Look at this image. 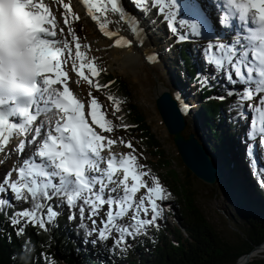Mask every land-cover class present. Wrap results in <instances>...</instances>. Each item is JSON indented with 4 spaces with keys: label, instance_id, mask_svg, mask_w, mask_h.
Here are the masks:
<instances>
[{
    "label": "snow or ice",
    "instance_id": "6c2138e0",
    "mask_svg": "<svg viewBox=\"0 0 264 264\" xmlns=\"http://www.w3.org/2000/svg\"><path fill=\"white\" fill-rule=\"evenodd\" d=\"M149 2L153 6L158 5L159 11L164 12L167 27L172 33L177 32V23L196 35L214 31V26L203 18L196 0H132L134 6L141 11H147ZM0 3L7 9L0 26V150L8 144L9 136L14 131L21 137L31 133V138L27 141L20 139L14 150L19 153L24 150L26 143L28 146L35 143L33 156L40 158L39 163L34 162L31 157L24 159L23 165L15 169L17 178L11 179L9 170L0 183V192L8 190L16 200H32L30 209L13 213L10 218L11 226L15 228L21 225L17 229L18 236L23 234L27 224L46 230V224L52 223L58 215L47 204L54 197L61 198L68 208L69 221L74 219L77 211L83 220L86 209L88 218L92 219L106 205L107 212L100 220L99 229L93 219L91 231L97 233V240L101 242L113 239L109 252L117 248L122 252L126 251L127 238L144 234L149 226H156L157 219L161 216L157 201L167 199V193L155 177L151 178L152 186L141 179L149 173L140 170L142 166L136 163L137 157L131 142L120 139L131 151L124 153L118 163L111 152L107 160L102 159V150L116 143V140L104 135L112 132V121L105 118L98 99L90 91L87 93L86 105L74 95L68 83L69 74L62 68L65 63L62 57L67 52L72 71L78 78L85 80L90 88L94 87L97 91L106 87L96 81L99 70L94 61L87 59L86 53L81 50L88 49L89 45H82L73 31L72 21L79 20V16L73 14L68 3L59 5L63 9L59 18L43 0H0ZM81 3L93 21L98 20L96 14L103 15L104 12L111 11L118 14L121 21L128 23L138 40L142 39L137 21L126 13L120 0H81ZM223 6L225 11L218 16L217 23L221 27H229L230 20L236 18L246 34L241 37L237 32L232 45L209 43L205 51L214 49L220 54L209 55L207 61L217 70H224L225 79L229 83L239 82L244 85L239 92L227 90V95H237V101L231 108H235L238 115H244V101H251L254 96H258L255 105L248 104L251 115L247 152L249 156H253L257 139L260 146L264 147V0H223ZM180 11L186 16L200 18V22L197 19H178ZM250 13L251 23L254 25L251 28L247 27ZM65 28L67 35L71 37V45L63 38H56L58 34L60 37L64 36ZM99 29L106 37L115 35L105 24H100ZM179 39H185V36H180ZM241 39L246 43L242 44ZM121 43L130 44L122 36L114 40L115 45ZM235 45L240 47L238 52ZM249 52L251 59L248 58ZM152 59L153 56L148 57L149 62ZM85 69L90 75L85 74ZM197 78H200L199 75ZM201 83L206 86L207 78L201 79ZM107 99L113 102L115 100L112 96ZM112 106L114 111H118L115 103ZM182 110L186 111L187 108L182 105ZM50 112L52 115H49ZM41 116L44 118L34 125ZM86 117L90 118L91 123ZM10 118H18V122H13ZM101 163H105L106 167L101 168ZM117 168L123 172L118 183L113 179ZM89 172L96 174L89 176ZM129 179L131 183L128 182ZM109 183L116 184L117 187L108 188L109 195L105 197L104 192ZM117 189L121 191L113 197L111 193ZM140 189L145 190L147 205L145 196L134 199V194ZM41 200L45 203H40ZM4 203L6 201L0 199V204ZM43 209L46 212L41 211ZM129 211V224L116 223ZM80 227L85 228V225L81 223ZM113 232L115 237H112ZM88 234L90 233L86 232ZM92 243L95 244L96 241ZM45 261L50 264L47 257Z\"/></svg>",
    "mask_w": 264,
    "mask_h": 264
},
{
    "label": "trees",
    "instance_id": "16d2710c",
    "mask_svg": "<svg viewBox=\"0 0 264 264\" xmlns=\"http://www.w3.org/2000/svg\"><path fill=\"white\" fill-rule=\"evenodd\" d=\"M81 22L77 20L73 24L77 37L84 34ZM206 48L207 45L200 41L196 47H187L185 44L180 46L177 57L188 80L192 81L197 77L192 62L197 50V58L203 61L202 66L211 64L207 61ZM221 77L223 74L210 84L203 85L198 93L206 97L211 90H218L223 86ZM95 79L101 85H106L101 89L105 97L115 98L114 102L110 103H115L118 111L112 108L111 115L105 116L112 121V132L123 139L132 137L137 140L136 145L131 144L139 165L149 173V185L152 186L151 178L155 177L167 193V199L157 201L161 216L157 219L156 226H149L144 234L127 238L126 251L122 252L117 248L109 252L113 239L109 238L104 242L97 240V233L91 231L87 209L83 220L77 211L74 219L69 221L68 208L61 198L54 197L47 201V204L51 205L58 215L52 223L46 224V230L27 224L23 234L18 236L17 229L21 225L14 228L10 224V218L14 212L30 209L32 200H16L12 194L9 202L0 204V264H46L45 257L50 264H234L244 253L264 242V203L260 201H264V170L261 167L254 170L251 164L246 165L249 172L248 186L260 199L252 198L248 186L247 194H244L245 191L239 194L238 182L234 176L230 178L229 188L236 194V205L245 228L242 234L236 233V240H223L196 204L190 183L194 176L183 165L182 173L172 167L158 139L146 124L144 115L132 101L127 82L106 70H100ZM236 101H220L207 97V101L202 102L206 124L213 139L218 140V137L222 136L216 129L217 116L222 123L226 117L230 135L234 134L233 129L238 124L236 120L239 115L231 106ZM145 155L151 157L145 158ZM39 202L45 203L43 200ZM41 211L46 212V209ZM169 216L176 219L171 224L167 221ZM130 217L131 212L119 218L116 223L129 224ZM81 223L85 228L80 227ZM86 232L90 234L86 235ZM115 235L113 232L112 237ZM92 241L96 243L93 244ZM242 264H264V254L249 257Z\"/></svg>",
    "mask_w": 264,
    "mask_h": 264
},
{
    "label": "rangeland",
    "instance_id": "374dc122",
    "mask_svg": "<svg viewBox=\"0 0 264 264\" xmlns=\"http://www.w3.org/2000/svg\"><path fill=\"white\" fill-rule=\"evenodd\" d=\"M46 1L48 3V6L50 7V9L54 10L53 11L54 15H56L57 18H59V13L63 11V9H61L59 7V5L61 3H68L70 8L73 11V14L75 16H79V20L82 21L81 23H82L84 34L81 35V37H78V40L82 45L83 44L89 45L88 49H83V48L81 49L82 51H84L86 53V58L92 59L95 63V66L97 67V69L99 71L100 70H106V71L112 73L114 76L122 77L127 82L128 87L131 91L132 101L137 105L138 109L144 115L145 120H146V124L150 127L151 132L158 139L162 150L164 151L165 155L170 159L172 167L175 168L179 173H182L183 166L180 162L179 157L176 154L175 148H174L173 143L171 141V137L166 133L165 128L162 125L161 120L158 116V113L156 112L155 107H154L153 87L157 83H162V84L166 85V87L170 89L169 91H171L170 86L168 84H166L167 78L164 76L166 74L167 70H165V73H164L161 70L162 65L156 66L155 63L150 62L153 64L154 67H153V69H147L146 70L150 79H152L151 83H148V86H145L141 81V77H139L137 75V73L132 71V70L124 68L121 70L112 71L111 69H109L110 58L112 57V54H111L112 46H111V44H109L105 47H100L98 45H94V39H96L98 37V33L100 32L99 31L100 29L97 28L96 24L82 10L79 3L76 2V0H46ZM126 5H127L128 9L131 10L130 9L131 6L128 3ZM154 7H158V5L154 6ZM155 9L158 10L157 8H155ZM130 12H131V15L134 17L135 14L134 13L132 14V10ZM138 14H141V13H137V16H138ZM144 15L147 16L146 13ZM158 18H159L161 23L165 22L164 20H162L161 16ZM136 19H137L138 26L141 27L143 25L142 22H140L138 20V18H136ZM76 21L77 20L72 21L73 31H75V26L73 24ZM143 34L145 35L144 39L149 44H152L151 42H154V40L152 38L149 40V38H148L149 36L147 37L148 32L146 30H144ZM56 38L57 39L63 38L65 40H67L69 42V44L71 45V40H70V37L67 35V29L66 28L64 29V36L60 37V35L58 34ZM74 51H75V49L73 46V58H74ZM165 55H166V53H165ZM62 58L65 59V63H63L65 68H67L69 66V71H70L69 77H70V79H69L68 83H69L70 89L73 91V93L78 97V99H80L86 105L88 102L87 93L90 91L92 93V95H94L98 99V101L101 105V111L104 113V116H110L111 112L113 110L112 109L113 106L110 103V101L107 99V97H105L103 92L101 90L97 91L94 87L90 88L88 83L85 80L78 78L76 76L75 72L72 71L71 60L67 59V53ZM159 61L162 62L161 60H159ZM174 69H176V68H173V70ZM84 71H85L86 75H90L88 73L87 69H85ZM168 74H169V72H168ZM170 78H171V72H170ZM181 93H183L182 90H181ZM197 99L198 100H197L196 104L191 106V107H195V110L200 106V104L203 101H207L206 98L201 99V98H199V96L197 97ZM188 106L186 105L187 110L190 109L189 108L190 106L189 107ZM184 114H186V111H184ZM192 125H194V124H192ZM188 128L190 129L191 126L188 125ZM186 131H187L186 133H188L187 129H186ZM42 135H43V132H42ZM106 135L108 138H112V139L116 140V143L114 145L107 147V148L102 150L101 156H102L103 160H107V158L109 156V152L114 154V158H119L124 153L129 151V149L127 147H125L120 142V139H121L120 135L115 134L113 132L106 133ZM127 138L124 139V141H129V142L133 143L134 145L137 144V140H134L132 137H130V138L127 137ZM208 145H210V143ZM14 149H13L11 155L7 156V159L4 160V159L0 158V183L3 182L5 172H7L9 170H11L10 178L15 180L17 178L15 169L20 167V165H23L24 159L21 158V154L17 153ZM1 155H2V153H0V156ZM144 157L150 158L151 156L145 155ZM17 161L20 164H18V165L15 164V163H18ZM9 162H11L12 165L9 167V169H6L7 166H9ZM100 167L105 168L106 166L104 165V163H101ZM141 179L145 183H147V176H143ZM114 180H116V179H114ZM190 183H191V187L195 193L196 204L198 205L200 210L204 213V215L206 216L208 221L213 225V227L215 228L216 232L220 235V237L225 241L236 240L237 239L236 233L239 232V234H242L243 228H245V223H244L242 216L240 215L239 208L236 205L235 198L231 194H229V196H226L225 194H223L224 198H220L219 195H216V194L214 195V190L212 191L211 186L204 184L203 182L199 181L197 178L191 179ZM148 186H150V185L148 184ZM116 187H117L116 184L109 183L107 185V188L105 189L104 195H106V196L109 195L108 190H107L108 188H116ZM120 191H121L120 189H117V191L112 192L111 195L117 196ZM140 196H145V204L147 205V198H146V193H145L144 189H140L138 191V193L136 195H134V199L138 200ZM106 212H107V206H105V208L103 210H101L97 216L90 219L91 226L93 227L92 220L95 219L96 228L99 229L100 220L102 217H104ZM129 213H130V211L126 214H129ZM148 215H149V217L151 216V210L150 209H149ZM175 220L176 219L174 216H169L167 218V221L170 224L172 222H174ZM258 254H264V249L259 251Z\"/></svg>",
    "mask_w": 264,
    "mask_h": 264
},
{
    "label": "bare ground",
    "instance_id": "6f19581e",
    "mask_svg": "<svg viewBox=\"0 0 264 264\" xmlns=\"http://www.w3.org/2000/svg\"><path fill=\"white\" fill-rule=\"evenodd\" d=\"M43 2L45 3L46 0H43ZM76 2L79 3V5L82 8V10L91 18V16L87 12V9L81 3V0H76ZM120 3L122 4V7L126 11V13L131 14V12H130L131 10L128 9L127 5L122 0H120ZM51 11L53 12L54 10L51 9ZM132 11L135 14V16H134L135 20L137 21L136 18H138V20L140 22H142V24L144 25L145 21H147V16H145L146 17V20H145L144 14L142 12H140L137 9H132ZM137 13H141V14H138V16H137ZM96 15L98 16V20L97 21H93L92 19L91 20L96 24L98 29H99V25L100 24H105V27L109 31H113L115 33V35L110 38V37L104 36L103 33L99 30L100 32L98 33V37L96 39H94V45H98L100 47H105V46L111 44V46H112V49H111L112 57L110 56L111 58H110V63H109V69H111L112 71L121 70V69H124V68L132 70V71L136 72L139 77H141L142 83L145 86H148V83H151L152 79H150V77H149L148 73L146 72V70L147 69H153V67H154L153 64L150 63L149 60H148V52H149V50H150V52H152V49L150 47L154 48L153 42H151L153 44L152 45V44H149L144 39V37H143L144 31H142L139 26H138V29L142 31V33L140 32L142 39L138 40L136 35L131 31L128 23L126 21H121L119 16H118V14L112 13L111 11H106V12L103 13V15H101V14H96ZM158 17H160V14L158 15ZM162 20H164V19L162 18ZM197 21L200 22V18H198ZM209 22L212 23V19L209 20ZM150 29H151V27H150ZM216 30L217 29L214 28V31H216ZM221 32L222 31L218 32L217 35L220 34ZM203 33L204 34H208L207 32H203ZM121 36L124 37L125 39H127L130 42V44L125 45V44L121 43L120 45H115L114 44V40L118 39ZM147 37H148V35H147ZM162 41H164L167 46H170V44H169V42H171L170 38H168L167 40H159V46H161V47L163 46V44H161ZM227 45H232V44H227ZM163 50L166 53L167 49H163ZM236 50H237V52L239 51L238 49H236ZM66 53L67 52H65L63 54V56ZM157 53L160 54L159 51ZM156 56H157V59L160 60L158 55H156ZM159 60H157L158 63H155L156 66H158V65L159 66L160 65L163 66L164 62H160ZM66 70L68 72L69 66L66 68ZM167 71L169 72V75H170V72H171V79H172L173 83H175L174 82V75H173L172 67L170 65L167 66ZM69 74H70V71H69ZM171 82L169 81V83H171ZM166 84H168V83H166ZM164 89L170 90L169 88L166 87V85H164L162 83H157L153 87L154 96H155V94L161 92ZM172 94H173L174 98H176V100H177V102H178V104H179L181 109H182V105L184 107H186V105L188 106L190 104V102L187 99H185V101L182 102V99L178 98V94H177L176 90H172ZM182 111H183V114H184L185 110H182ZM187 111H189V110H186V112ZM49 115H52V112L49 113ZM189 118H190V116L187 114V120L188 121H189ZM41 119H43V118H40V120ZM192 120H193V118H192ZM94 129L96 130V128H94ZM186 132L187 131L184 130V133H186ZM166 133L168 134L167 131H166ZM41 137H38V140L41 139ZM30 138H31V133H29V139ZM208 144H209V142H208ZM34 150H35V143L32 146H28V145L25 144L24 150L21 151V158H23V159H26V158H29V157L33 158V151ZM11 151H13L12 147L10 148L9 152H11ZM115 160H116V158H115ZM15 164L18 165L20 163L18 162V163H15ZM11 165H12V163L9 162V166H7L6 169H9V167ZM119 170L120 169L117 168L116 171L113 174V179H116L117 182L123 176V174L121 175L119 173Z\"/></svg>",
    "mask_w": 264,
    "mask_h": 264
},
{
    "label": "water",
    "instance_id": "95a60500",
    "mask_svg": "<svg viewBox=\"0 0 264 264\" xmlns=\"http://www.w3.org/2000/svg\"><path fill=\"white\" fill-rule=\"evenodd\" d=\"M154 107L165 131L171 137L176 154L181 164L199 181L211 186L214 195L228 196V185L220 175L218 165L211 159L205 146L199 141L196 133L188 128L187 118L183 114L172 91L167 89L155 94ZM188 133H184V130ZM264 249V242L253 250L244 253L236 263L242 264L251 256L259 255Z\"/></svg>",
    "mask_w": 264,
    "mask_h": 264
}]
</instances>
